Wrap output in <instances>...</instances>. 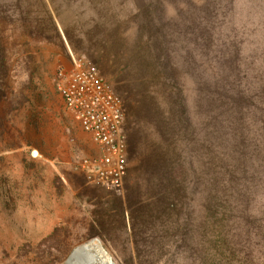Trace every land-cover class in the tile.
Segmentation results:
<instances>
[{
  "label": "rangeland",
  "instance_id": "374dc122",
  "mask_svg": "<svg viewBox=\"0 0 264 264\" xmlns=\"http://www.w3.org/2000/svg\"><path fill=\"white\" fill-rule=\"evenodd\" d=\"M73 56L165 109L139 103L120 190L81 164L98 147L61 94ZM94 238L117 264H264V0H0V264Z\"/></svg>",
  "mask_w": 264,
  "mask_h": 264
},
{
  "label": "built area",
  "instance_id": "2783aa9c",
  "mask_svg": "<svg viewBox=\"0 0 264 264\" xmlns=\"http://www.w3.org/2000/svg\"><path fill=\"white\" fill-rule=\"evenodd\" d=\"M64 104L91 134L98 154L82 166L101 184L120 190L128 170V144L121 95L97 65L87 57L73 56L70 66L59 68Z\"/></svg>",
  "mask_w": 264,
  "mask_h": 264
},
{
  "label": "trees",
  "instance_id": "16d2710c",
  "mask_svg": "<svg viewBox=\"0 0 264 264\" xmlns=\"http://www.w3.org/2000/svg\"><path fill=\"white\" fill-rule=\"evenodd\" d=\"M55 29V28H54ZM67 32V31H66ZM42 31L41 29H38V33L37 35H41ZM68 34V33H66ZM97 65V64H96ZM97 67L100 69V71L103 72H107L102 66H98ZM119 82V80H118ZM114 89L121 95L122 99H123V103H124V108H125V114L128 116V129H130V131L128 132V139H127V144H128V168H129V153L130 151H135L136 146L140 143V136L138 135L139 133V129L135 128V125H138L140 123V121H142L143 117L141 114L140 115L137 114V107L139 106V103L141 104V106L143 105V102H145V100H148V102L145 104L147 105V107L153 106L155 108V113H157V115L159 116H163V113L165 114V109L163 106H160L159 102L155 99V96L152 95L151 93H153V91L151 89L147 90V93H144L145 98H142L140 96L137 95V97L135 96V94H133L129 88H127L123 83L119 82L116 84V86L114 87ZM213 93H217L215 91H213ZM199 104H201L200 106L204 109H210L213 107H208L206 105V98H200L199 100H197ZM203 102V104H202ZM197 103V104H198ZM212 103V102H210ZM199 107V105H197ZM219 106V105H218ZM190 111H189V107H188V131L189 133L193 131H195V128L198 125V122L195 123L194 121L192 122V119L189 115ZM140 118V120H139ZM126 121V118H125ZM147 121L149 122H153L155 121L154 119H147ZM157 122V121H155ZM155 124V123H154ZM157 124V123H156ZM157 128L158 124L156 125ZM194 126V127H193ZM124 129H125V123H124ZM127 136V134H126ZM153 153V152H152ZM159 161H156L155 158V162L152 163V160L150 157H148L147 155H142L140 156V165L144 168H149V169H157L159 167ZM149 169H147L148 172H151L152 170L149 171ZM127 176H128V170H127ZM126 176V179H127ZM125 185V184H124ZM137 187V186H136ZM130 191L131 189H133V185L129 187ZM136 189V188H135ZM133 189V190H135Z\"/></svg>",
  "mask_w": 264,
  "mask_h": 264
},
{
  "label": "bare ground",
  "instance_id": "6f19581e",
  "mask_svg": "<svg viewBox=\"0 0 264 264\" xmlns=\"http://www.w3.org/2000/svg\"><path fill=\"white\" fill-rule=\"evenodd\" d=\"M110 255L98 239H91L78 246L68 264H108Z\"/></svg>",
  "mask_w": 264,
  "mask_h": 264
},
{
  "label": "water",
  "instance_id": "95a60500",
  "mask_svg": "<svg viewBox=\"0 0 264 264\" xmlns=\"http://www.w3.org/2000/svg\"><path fill=\"white\" fill-rule=\"evenodd\" d=\"M78 249V246L76 248H74V250L71 252V254L69 255L68 259H67V263H69V261L73 258L75 251ZM108 264H117L111 257H109V262Z\"/></svg>",
  "mask_w": 264,
  "mask_h": 264
}]
</instances>
